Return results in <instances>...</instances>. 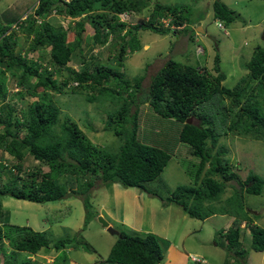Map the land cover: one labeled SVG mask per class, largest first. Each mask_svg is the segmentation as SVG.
Here are the masks:
<instances>
[{
    "label": "trees",
    "instance_id": "obj_1",
    "mask_svg": "<svg viewBox=\"0 0 264 264\" xmlns=\"http://www.w3.org/2000/svg\"><path fill=\"white\" fill-rule=\"evenodd\" d=\"M147 1L37 0L23 19L0 21V151L15 161L13 168L18 172L26 157L47 169L46 172L38 168L18 174L11 173L0 163V199L9 197L44 204L59 201L66 195H81L86 212L85 226L90 217L86 193L96 181L101 185L117 183L154 196L145 184L159 176L169 155L136 139L137 107L146 104L157 116L180 124L177 141L186 144L191 156L197 159L194 186L176 187L168 197L160 199L161 205L174 204L195 221L202 222L213 215L232 218L227 230L214 232L212 242L224 250L223 264H229V259L235 260L233 263L236 264H245L247 252L238 241L240 224L244 223L243 228L248 229L253 252L264 253V230L253 224L256 216L250 217L244 211L242 196L244 192L259 194L264 182L250 172L241 181L223 158L224 147L216 143L227 134L261 141L264 154V46L253 49L248 61L243 63L247 72L245 78L232 89L220 85L224 74L219 71L217 56L213 58L214 76L167 60L150 78L145 89L141 87V78L123 79L120 73L107 66L96 67L91 73L84 69L76 73L66 67L72 51L76 47L80 49L79 37L84 24L92 30L90 36L94 45H102L108 35L119 39L117 57L120 59L140 48L134 34L138 29L157 35L174 34L179 26L186 30L187 18L181 6L154 3L146 7ZM140 7L146 10L147 16L141 25L128 27L125 21H119L122 14H137ZM211 8L212 18L224 25L238 19L233 10L218 0L212 2ZM54 13L70 20L78 19L74 23L77 40L66 42V30L45 20ZM170 26L174 29L170 30ZM121 31L124 33L119 35ZM17 34L27 42L26 52L48 47L47 62L51 67L43 66L38 60L26 59V55L15 50ZM90 36L85 37L86 40ZM57 71L67 73L61 84L52 78ZM5 73L14 82L19 96L36 97L18 114L6 101ZM77 79L82 80L81 86L86 89L85 102H106L114 106L106 112L103 130L117 138L119 144L115 149L94 147L68 117L59 121L58 109L49 95L66 92L64 86ZM224 98L229 100L228 105L224 104ZM130 106L134 107L133 111ZM187 118L196 119L198 124H186ZM19 132H22L21 136ZM214 147L217 150L212 153ZM2 174L7 175L4 181ZM69 180L77 183L75 189L67 188ZM228 181H234V188L231 195L221 199L224 183ZM249 181L251 186L245 188ZM2 219L0 205V251L8 264H26L17 263L19 254L34 255L47 249L63 254V262L65 249L74 245V237L51 243L45 232L7 225ZM4 243L7 250L3 249ZM82 249L88 250L87 245ZM58 258L55 257L51 264H57ZM161 259L160 246L153 235L141 237L118 232L106 257L96 264H159Z\"/></svg>",
    "mask_w": 264,
    "mask_h": 264
},
{
    "label": "rangeland",
    "instance_id": "obj_2",
    "mask_svg": "<svg viewBox=\"0 0 264 264\" xmlns=\"http://www.w3.org/2000/svg\"><path fill=\"white\" fill-rule=\"evenodd\" d=\"M213 1L148 0L146 7H151L154 3L181 6L180 8L185 10L187 28L183 31L182 26H179L174 30L178 32L165 35L138 29L134 34L140 48L121 59L117 57L119 39L108 35L102 45H94L90 36L92 30L84 24V30L79 37L80 49L76 47L72 51L66 67L76 73L83 69L91 73L96 67L107 66L120 73L123 79L132 81L141 78V87L145 89L150 78L167 60L195 67L198 73L206 72L214 76L216 73L212 71L213 58L217 56L219 71L224 74V80L220 85L232 89L239 80L245 78L247 72L243 68V63L248 61L253 49L264 46V0H218L238 16L237 20L228 25L212 18ZM36 2L37 0H0V21L10 18L14 20L16 17L23 19ZM140 8L137 14H125L123 21L128 27L139 26L146 21V10ZM45 20L54 27L61 26L66 30V42L77 40L74 23L78 19L70 20L54 13L46 16ZM165 22L167 20L164 21L163 27ZM172 29L174 28L170 26V30ZM198 29L201 32L197 31ZM123 33L124 31H121L119 35ZM87 36H90L89 40H86ZM16 39L18 46H15V50H19L21 55H26V59L29 60H38L47 68L51 67L47 62L48 47L26 52L27 42L20 34H17ZM66 74L65 71H57L53 73L52 78L61 84ZM5 78L6 101L14 108L15 113L24 110L36 100V97L19 96L14 82L9 80L7 73ZM81 84L82 80L77 79L76 82L64 86L66 92L50 93V101L59 112V121L68 117L94 147L115 149L119 144L117 138L111 132L103 130L106 112L113 110L114 106L111 107L106 102H85L86 89H83ZM223 102L228 105L229 100L224 98ZM129 109L133 111L134 107L130 106ZM189 122L192 125L198 124L193 118H190ZM136 127V139L141 144L156 147L169 155V160L159 176L145 184L146 189L154 196L136 188H124L117 183L101 185L96 181L86 193L89 198L90 217L85 226L86 212L81 195H66L59 201L44 204L3 197L0 199V205L2 221L5 224L45 232L51 243L58 239L74 237V245L64 251L63 262H61L63 254L47 249L40 250L34 255L21 253L17 257V263L51 264L55 257H59L57 264H96V261L106 257L116 239L100 226L98 218H101L117 232L141 237L150 234L156 237L162 254L159 264H223L225 252L214 246L212 241L214 232L227 230L232 218L213 215L204 222L195 221L189 219L176 205L162 206L160 202V199L168 197L178 186H194L193 173L197 167V159L191 156L190 148L186 144L177 141L180 124L157 116L146 104H139ZM18 135L21 136L22 132ZM216 145L224 147L223 158L241 181L250 172L264 182V154L261 141L227 134L221 136ZM216 150L214 147L212 153ZM0 163L6 165L11 173L18 172L13 168L16 165L15 161L1 151ZM38 168L42 172L47 171L45 166H38L37 162L26 157L18 174L22 171L32 172ZM206 168L207 165L204 170ZM6 179L7 175L2 174L1 180ZM248 183L252 184L250 181ZM76 184L69 180L67 188L75 189ZM234 185V181L224 183L221 199L231 195ZM242 197L244 211L248 212L250 217L256 216L253 224L264 230V185L259 194L244 192ZM244 225L240 224L238 241L240 247L247 252L245 264H264V253L250 250V237L248 229L243 228ZM85 245L88 250L82 249ZM3 249L7 250L6 243L3 244ZM191 257H195L197 261L192 262ZM233 261L235 260H228L229 264H236ZM0 264H8L4 261L1 251Z\"/></svg>",
    "mask_w": 264,
    "mask_h": 264
},
{
    "label": "water",
    "instance_id": "obj_3",
    "mask_svg": "<svg viewBox=\"0 0 264 264\" xmlns=\"http://www.w3.org/2000/svg\"><path fill=\"white\" fill-rule=\"evenodd\" d=\"M197 31L201 32L200 29H198ZM263 38H264V32H263ZM189 120H190V118H187L185 123L189 124L190 123ZM250 185L251 184L248 183L246 188L249 187ZM98 222H99L100 226L105 230V232L107 234H109L110 236H115V237L118 236V232L116 230L112 229L111 227H109L104 220H102L101 218H98Z\"/></svg>",
    "mask_w": 264,
    "mask_h": 264
},
{
    "label": "built area",
    "instance_id": "obj_4",
    "mask_svg": "<svg viewBox=\"0 0 264 264\" xmlns=\"http://www.w3.org/2000/svg\"><path fill=\"white\" fill-rule=\"evenodd\" d=\"M124 16H125V15H122V16L120 17V21H121L122 18H124ZM191 260H193L192 262H196V261H197L195 257H191Z\"/></svg>",
    "mask_w": 264,
    "mask_h": 264
},
{
    "label": "clouds",
    "instance_id": "obj_5",
    "mask_svg": "<svg viewBox=\"0 0 264 264\" xmlns=\"http://www.w3.org/2000/svg\"><path fill=\"white\" fill-rule=\"evenodd\" d=\"M122 15H125V14H122ZM122 15H121V16H122ZM121 16H120V17H121ZM125 16H126V15H125ZM125 16H124V18H125ZM124 18H122L121 21H123ZM119 21H120V20H119Z\"/></svg>",
    "mask_w": 264,
    "mask_h": 264
},
{
    "label": "crops",
    "instance_id": "obj_6",
    "mask_svg": "<svg viewBox=\"0 0 264 264\" xmlns=\"http://www.w3.org/2000/svg\"><path fill=\"white\" fill-rule=\"evenodd\" d=\"M210 218H211V217H210ZM207 219H209V218H207ZM207 219H205V220H207ZM205 220H204V221H205ZM204 221H202V222H204ZM214 230H215V229H214Z\"/></svg>",
    "mask_w": 264,
    "mask_h": 264
}]
</instances>
